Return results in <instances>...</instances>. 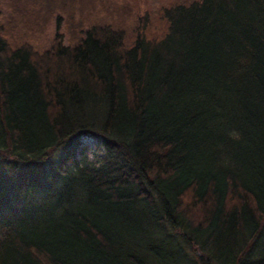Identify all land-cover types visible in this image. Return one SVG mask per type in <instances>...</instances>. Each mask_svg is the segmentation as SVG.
<instances>
[{
	"label": "trees",
	"instance_id": "1",
	"mask_svg": "<svg viewBox=\"0 0 264 264\" xmlns=\"http://www.w3.org/2000/svg\"><path fill=\"white\" fill-rule=\"evenodd\" d=\"M0 264H264V0H0Z\"/></svg>",
	"mask_w": 264,
	"mask_h": 264
},
{
	"label": "clouds",
	"instance_id": "2",
	"mask_svg": "<svg viewBox=\"0 0 264 264\" xmlns=\"http://www.w3.org/2000/svg\"><path fill=\"white\" fill-rule=\"evenodd\" d=\"M227 135L229 136L230 139H232L233 141H240L241 140V134L239 131H237L236 129H232L229 130L227 132ZM219 163L223 166V167H230L232 166L233 162L231 161V158L228 156H222L221 160L219 161Z\"/></svg>",
	"mask_w": 264,
	"mask_h": 264
},
{
	"label": "rangeland",
	"instance_id": "3",
	"mask_svg": "<svg viewBox=\"0 0 264 264\" xmlns=\"http://www.w3.org/2000/svg\"><path fill=\"white\" fill-rule=\"evenodd\" d=\"M9 28V27H8ZM83 139V143L86 144L90 149L95 147V145H97L99 142L97 140H95L94 138H88V136L82 138ZM96 151V150H95ZM92 149L89 152V156H92V153L95 152ZM60 151H56L54 153V156L60 154ZM48 157H50V154H48Z\"/></svg>",
	"mask_w": 264,
	"mask_h": 264
}]
</instances>
